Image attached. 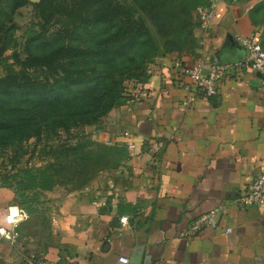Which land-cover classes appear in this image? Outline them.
I'll list each match as a JSON object with an SVG mask.
<instances>
[{"label": "crops", "instance_id": "obj_1", "mask_svg": "<svg viewBox=\"0 0 264 264\" xmlns=\"http://www.w3.org/2000/svg\"><path fill=\"white\" fill-rule=\"evenodd\" d=\"M192 34L193 50L157 59L139 84L145 95L101 122L100 139L126 151L123 177L101 196L56 200L44 223L27 214L7 226L15 237H0V264H32L30 254L77 264H264V203H236L264 172V78L233 66L205 97L175 66L233 64L245 54L238 38L251 34L264 49V0L218 1ZM10 205L19 206L15 190L0 184V225ZM203 214L214 225L186 234Z\"/></svg>", "mask_w": 264, "mask_h": 264}, {"label": "rangeland", "instance_id": "obj_2", "mask_svg": "<svg viewBox=\"0 0 264 264\" xmlns=\"http://www.w3.org/2000/svg\"><path fill=\"white\" fill-rule=\"evenodd\" d=\"M208 2L51 0L38 10L30 0H0V80L20 73L17 59L26 57L27 41L35 36L39 40L31 41L30 49L36 53L62 43L77 49L75 56L58 60L57 74L37 67L25 71L31 79L47 81L41 94L15 91L7 109L5 101L0 104V184L14 188L18 203L31 208V218L44 223L56 200L83 191L100 195L123 177L126 151L100 139L101 122L122 105L119 95L135 98L157 59L196 47L166 49L175 32L197 23L196 10ZM151 7L160 11V31L148 19ZM140 14L147 32L130 39L131 32L118 35L125 20L134 32Z\"/></svg>", "mask_w": 264, "mask_h": 264}, {"label": "built area", "instance_id": "obj_3", "mask_svg": "<svg viewBox=\"0 0 264 264\" xmlns=\"http://www.w3.org/2000/svg\"><path fill=\"white\" fill-rule=\"evenodd\" d=\"M218 1L223 0H209L206 6L198 8L196 14L199 15L198 23L201 26H206L208 24V18L212 12L213 6ZM238 41L245 54L242 60L233 64L224 62L215 63L211 65L208 71H203L199 64L186 66L181 60H176L175 66L179 67L181 72L188 76L190 84L199 88L205 97H211L216 94L218 81L222 79L229 68L233 66H246L252 72L257 73L264 78V49L261 43L255 39L253 34L247 37H239ZM144 95L145 91L143 89L138 90L135 93V98L132 100H137ZM127 148L131 151L134 148V144L129 143ZM236 203L243 208L264 203V172L253 177L248 189L236 198ZM26 217L27 213L22 207L17 205L8 206L4 216L5 225H0V237L13 240L15 233L7 226L10 228L18 226L20 221ZM120 220L121 222H126L127 218L121 217ZM212 225H214V222H212L209 215L203 214L193 221L186 234L193 235L204 227ZM227 231H229V229H227ZM29 259L32 264H77L74 261H64L61 257H58L55 260H47L43 256H37L35 254H30ZM119 260L122 263H127L126 257H120Z\"/></svg>", "mask_w": 264, "mask_h": 264}, {"label": "trees", "instance_id": "obj_4", "mask_svg": "<svg viewBox=\"0 0 264 264\" xmlns=\"http://www.w3.org/2000/svg\"><path fill=\"white\" fill-rule=\"evenodd\" d=\"M51 3V0H37L35 2H32L33 6L35 9L38 10H42L45 9L46 6H48ZM136 3V2H135ZM149 11V12H148ZM148 12V19L152 20L153 23H155V25L158 28V31H160L162 29L161 26V18H160V11L158 9H153L152 7L150 9L147 10ZM197 13V10L196 12ZM139 25L138 27H134V32H132L130 29H128V25H126V20H125V24H121V27L118 29V35H120L121 32L123 33H130V36L128 39L133 38V37H137L139 36V34L137 32H147L148 29L147 27L144 25V17L142 14H140L139 16ZM130 23V21L128 22ZM197 25V23H192L190 25V28L188 31H178L175 32V39H169V45L166 46L167 51L169 52L170 50V45H173L174 48H180V49H176L175 51H179L181 50L182 46L187 45V44H195V40L192 34V30L194 28V26ZM124 30H127L126 32H124ZM34 39L37 41L39 40L38 36H35L34 38H31L27 41V54L26 57L22 60H20L19 58L17 59V63L20 67V73L16 74L15 76H11V77H6L5 80H0V84L2 86V84H5V93H4V97H0V104H2V101H5L6 103V109L8 106V100L10 99V97L16 92H19L20 94H22L23 96H25V94H33V96L35 95H39L42 92L40 91V86L41 82L36 81L34 79H31L28 75H26L25 71L33 68V67H37V68H42V69H46V70H51V71H55L56 70V63L58 62V60H60V58L62 57H71V56H75L77 49L70 47L68 44H60L58 46L56 45H52V47L43 52V53H36L35 51H31L30 49V42L34 41ZM184 40V42H183ZM183 44V45H182ZM180 47H179V46ZM75 51V52H74ZM166 54V53H165ZM146 73V72H145ZM144 73V74H145ZM55 74L56 71H55ZM144 77H142V79L144 80L145 75H143ZM142 80V81H143ZM36 81V82H35ZM141 81V82H142ZM43 83H47V81L45 80ZM44 84V85H45ZM3 89V86H2ZM138 90V89H136ZM139 90H141V88H139ZM134 96V93H130V94H124V96L119 95L118 96V101L119 103L123 104L125 101L132 99ZM5 99V100H4ZM6 117V116H5ZM2 118V119H6V118ZM17 197V196H16ZM16 202L18 203L17 199ZM22 204V205H21ZM18 205L21 206L25 212L28 214V212H31V208L28 206L23 205V202Z\"/></svg>", "mask_w": 264, "mask_h": 264}, {"label": "water", "instance_id": "obj_5", "mask_svg": "<svg viewBox=\"0 0 264 264\" xmlns=\"http://www.w3.org/2000/svg\"><path fill=\"white\" fill-rule=\"evenodd\" d=\"M195 18H196V22L198 23V22H199V15L196 14V15H195Z\"/></svg>", "mask_w": 264, "mask_h": 264}]
</instances>
